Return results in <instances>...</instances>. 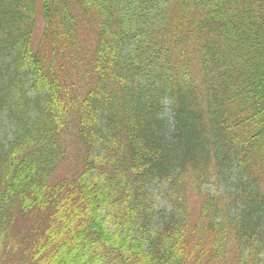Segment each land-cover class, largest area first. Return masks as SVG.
Instances as JSON below:
<instances>
[{"label": "trees", "instance_id": "16d2710c", "mask_svg": "<svg viewBox=\"0 0 264 264\" xmlns=\"http://www.w3.org/2000/svg\"><path fill=\"white\" fill-rule=\"evenodd\" d=\"M0 264H264V0H0Z\"/></svg>", "mask_w": 264, "mask_h": 264}, {"label": "rangeland", "instance_id": "374dc122", "mask_svg": "<svg viewBox=\"0 0 264 264\" xmlns=\"http://www.w3.org/2000/svg\"><path fill=\"white\" fill-rule=\"evenodd\" d=\"M40 25H41V17L38 16V28H37V31H38Z\"/></svg>", "mask_w": 264, "mask_h": 264}]
</instances>
